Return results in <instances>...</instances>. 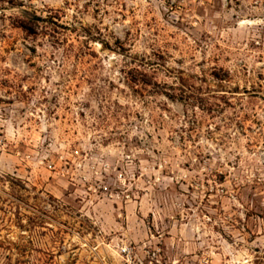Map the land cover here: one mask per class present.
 <instances>
[{"label": "rangeland", "instance_id": "obj_1", "mask_svg": "<svg viewBox=\"0 0 264 264\" xmlns=\"http://www.w3.org/2000/svg\"><path fill=\"white\" fill-rule=\"evenodd\" d=\"M0 264H264V0H0Z\"/></svg>", "mask_w": 264, "mask_h": 264}]
</instances>
